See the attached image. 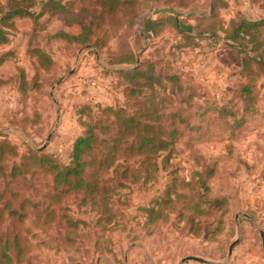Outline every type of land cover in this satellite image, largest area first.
I'll use <instances>...</instances> for the list:
<instances>
[{
	"label": "trees",
	"instance_id": "1",
	"mask_svg": "<svg viewBox=\"0 0 264 264\" xmlns=\"http://www.w3.org/2000/svg\"><path fill=\"white\" fill-rule=\"evenodd\" d=\"M198 6V0H8L7 4L0 3V46L9 43V31L16 30L18 20L32 22L26 53L37 65L35 87L40 89V72H52L56 62L35 41L40 31L47 32L54 21L78 25L80 32L59 30L48 36L50 40L76 48L103 50L110 47L114 38L122 37L117 35L120 30L127 35L134 30L137 20L146 12L160 8L182 12ZM227 7L226 0H214L212 15L197 18L196 25L191 27L192 34L186 32L180 17L171 14L145 19L142 32L133 34L137 50L125 44L128 50L114 53L111 60L118 66H137L119 72L125 103L81 108L79 121L84 131L74 142L68 163L30 147L20 154L17 145L0 138V227L9 219L13 222L11 232L0 234V264H25L29 258L31 240L37 234L25 226L28 210H32L33 227L48 234L58 244L57 249L72 247L77 244L80 226L85 222L71 218L68 200H77L79 208L100 214L99 225L111 224L115 220L112 200L118 192L131 185L153 183L160 173L169 171L176 144L185 132L180 124L188 118L182 111L167 113L166 104H172V100L161 94L167 92L168 82L174 83L180 94L188 91L179 85L180 75L158 71L151 59L138 58L144 39L151 41L174 29L187 46L197 47L195 41L204 37L221 41L241 57V81L234 86L228 105L213 103L203 109L199 126L189 128L197 134V140L213 135L217 121L235 132L247 126L249 118L259 116L262 97L258 82L264 80V18L251 20L238 11L225 23L220 11ZM5 60L0 59V65ZM18 72L19 88L27 98L30 82L23 68ZM6 84L0 78V87ZM195 95L196 91L190 97ZM217 172V163H203L189 180L181 179L176 171L168 172L169 180L162 193L141 210L145 227L150 230L160 223H172L187 238L218 242L225 232L230 205L225 196L212 192L210 183ZM27 179L30 186L26 188L41 196V201L24 196L16 188ZM52 229L57 230L56 235L49 234Z\"/></svg>",
	"mask_w": 264,
	"mask_h": 264
},
{
	"label": "rangeland",
	"instance_id": "2",
	"mask_svg": "<svg viewBox=\"0 0 264 264\" xmlns=\"http://www.w3.org/2000/svg\"><path fill=\"white\" fill-rule=\"evenodd\" d=\"M7 1L0 0V3L7 4ZM198 1L197 8L180 12L181 24L189 34L197 18L208 17L214 11V0ZM226 1L228 7L220 11L225 23L238 11L252 19L263 14L258 9H249V0ZM251 2L257 4L256 0ZM156 10L144 13L128 35L120 30L117 35L122 37L114 38L110 47L103 50L76 48L50 40L48 36L59 30L71 34L80 32L78 25L67 26L54 21L47 32L40 31L35 41V45L49 52L56 62L52 72H40V89L35 87L37 65L26 53L27 33L33 25L30 20H18L16 30L9 31V43L0 46V59H6L0 65V78L7 82L0 87V138L17 145L20 154L34 146L43 148L36 152L43 151L61 163H68L73 144L84 131L79 121L81 108L87 105L115 107L125 103L119 72L134 70L137 66L112 64V56L128 48L137 50L133 34L142 32L145 19L164 15L153 14ZM195 42L197 47L187 46L181 35L170 29L151 41L144 39L143 49L137 56L151 59L158 71L180 75L179 85L188 91L180 94L177 86L168 82L167 92L161 94L172 100V104H166L167 113L182 111L188 118L186 123L180 124L185 132L176 144L168 172L176 171L181 179L189 180L203 163H217L218 172L210 183L212 192L225 196L230 205L220 240L204 243L187 238L172 223H160L150 230L145 227L141 210L162 193L169 180L168 172H162L153 183L131 185L118 192L112 200L115 220L111 224L99 225L100 214L79 208L77 200H68L66 206L71 218L85 222L80 226L77 244L72 247L57 249L58 244L48 234L33 227L32 210H28L25 226L31 228L37 238L31 240L32 251L25 264H230L232 260V264H249L247 259L254 253L264 257L260 236L264 217V80L258 82L262 97L258 117L249 118L248 125L235 132L217 121L213 135L197 140V134L189 128L199 126L203 109L213 103L226 105L232 99V90L241 81V57L221 41L203 37ZM19 68L25 70L31 85L27 98L17 82ZM194 91L196 95L191 98ZM190 137L195 140L190 141ZM15 186L24 196L41 201V196L26 188L30 186L29 179ZM12 224L9 219L0 227V234L11 232ZM56 232L52 229L49 234L56 235ZM237 240L236 252L229 257V248ZM190 257L198 260L184 261Z\"/></svg>",
	"mask_w": 264,
	"mask_h": 264
},
{
	"label": "crops",
	"instance_id": "3",
	"mask_svg": "<svg viewBox=\"0 0 264 264\" xmlns=\"http://www.w3.org/2000/svg\"><path fill=\"white\" fill-rule=\"evenodd\" d=\"M248 8L249 9H258L259 11H261L263 13L262 16H260L257 19H252V18H250V17L247 16L249 19H251V20H261V19L264 18V0H258L257 1V4H253L251 2V0H249ZM261 224H262V226H261L262 230L260 232H263L264 233V217L261 219ZM260 236H261V234H260ZM261 239H262V237H261ZM262 242H263V239H262ZM236 246L233 249L234 254H235L236 249H237ZM263 250H264V248H263ZM247 260L250 261L249 264H264V257L261 258L258 253L252 254L251 256L248 257ZM232 263H233V260H232V262L230 264H232Z\"/></svg>",
	"mask_w": 264,
	"mask_h": 264
},
{
	"label": "water",
	"instance_id": "4",
	"mask_svg": "<svg viewBox=\"0 0 264 264\" xmlns=\"http://www.w3.org/2000/svg\"><path fill=\"white\" fill-rule=\"evenodd\" d=\"M153 14L157 15V14H171V15H174L176 17H180L182 14L180 12H176V11H172L170 9H165V8H162V9H158L156 11L153 12ZM149 18H152L151 16ZM50 138V137H49ZM49 140V139H48ZM35 151H40L42 150L43 148L41 149H37L35 148L34 146H31ZM261 234V237L263 239V248H264V233L263 232H260ZM239 240H237L235 243H233L230 248H229V257L232 255V252H233V249L234 247L236 246V244H238ZM186 260H198L197 258H194V257H190V258H187L185 259L184 261Z\"/></svg>",
	"mask_w": 264,
	"mask_h": 264
}]
</instances>
